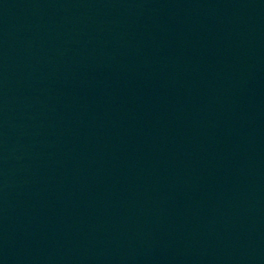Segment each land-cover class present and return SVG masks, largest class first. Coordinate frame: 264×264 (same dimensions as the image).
Masks as SVG:
<instances>
[{"label": "water", "instance_id": "obj_1", "mask_svg": "<svg viewBox=\"0 0 264 264\" xmlns=\"http://www.w3.org/2000/svg\"><path fill=\"white\" fill-rule=\"evenodd\" d=\"M0 264H264V0H0Z\"/></svg>", "mask_w": 264, "mask_h": 264}]
</instances>
